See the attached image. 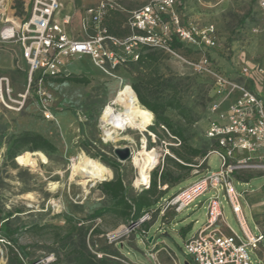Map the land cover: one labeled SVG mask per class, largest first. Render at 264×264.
<instances>
[{
    "label": "rangeland",
    "instance_id": "obj_1",
    "mask_svg": "<svg viewBox=\"0 0 264 264\" xmlns=\"http://www.w3.org/2000/svg\"><path fill=\"white\" fill-rule=\"evenodd\" d=\"M30 1L0 0V28L18 25L29 11ZM100 1L61 0L63 8L71 13L68 14L71 15L69 27L76 35L93 33L91 22L83 26L82 18L86 16L87 8L95 7ZM110 1L120 6L119 17L126 27L128 12L150 0ZM174 9L181 26L213 28L210 33L215 38L213 46L194 44L190 52L180 49L176 51L177 55L168 53V57L158 64L159 72L181 80L183 102L195 119L188 127L193 133L189 143L206 151L210 143L205 129L214 118L208 106L217 96L211 77L199 72L193 63L206 55L217 70L233 78L238 77V69L244 63L257 62L264 67V9L258 0H176ZM85 58L84 61L67 60V75L87 77L88 83L47 82L53 94V119L45 118L33 97H28L19 110L0 105V207L2 214L10 212L13 226L21 227L18 241L25 245L29 254L22 258L14 247L21 258L19 261L8 243L0 238V264H74L62 247L70 242H57L67 231H71L74 243H81L83 237L87 249L97 257H105L106 264H184L187 259L192 262L186 252L185 241L206 221L207 201L215 195L224 217L221 227L227 231V224L243 237L222 185L201 194L179 213L167 210L161 214L156 210L140 225L112 213L89 218L95 208L108 206L111 200L98 189L102 181L91 182L84 188L78 183L81 177L70 179L72 169L79 167L77 154L80 151L102 163L100 154L115 159L119 164L117 168L104 164L113 171L110 179L121 176L129 195H136L146 188L139 190L147 182V177L150 181L152 172L160 170L164 163L179 173V181L167 188L162 197L160 194L154 196L158 200L152 209L162 198L209 172L217 171L220 159L211 152L199 167L192 165L190 170L175 169L172 162L164 160V156L175 158L168 144H178L166 137L159 140L148 130L153 121L146 125L145 130L130 129L118 133L117 139L104 140L98 123L109 97L120 86L128 90L127 87L139 74L147 73V69L126 62L105 72L94 66L88 57ZM26 73L20 44L12 40L0 45V76L9 78L15 94L25 88ZM137 106L148 113L138 102ZM24 130L42 134L55 149L31 152L24 148L17 156L7 157L5 151L11 139ZM116 148H126L130 156L119 159ZM134 153L140 157V165H135ZM201 158L196 157L195 162ZM232 182L235 189L244 194L246 202L243 198L240 202L248 228L253 234H257L259 229L264 233V172L243 169L232 176ZM166 187V183L158 186L161 190ZM94 227L100 231L95 233L92 231ZM183 229H186L184 234ZM258 247L248 251L251 264H260V258L264 264V240Z\"/></svg>",
    "mask_w": 264,
    "mask_h": 264
},
{
    "label": "built area",
    "instance_id": "obj_2",
    "mask_svg": "<svg viewBox=\"0 0 264 264\" xmlns=\"http://www.w3.org/2000/svg\"><path fill=\"white\" fill-rule=\"evenodd\" d=\"M175 3L176 0H150L130 10L125 19L129 32L118 36L108 32L102 18L108 7L120 10V6L101 0L95 7L87 8L82 18L83 26L91 22L93 33L78 37L69 27L71 15H58L61 0H31L27 15L18 25L0 28V45L17 41L27 71L25 88L16 94L9 78L0 76V105L19 110L28 97H33L45 118L53 119V94L47 80L67 76L64 59L88 56L94 66L109 72L118 65L137 60L144 47L177 55L169 45L173 34L186 44L213 46L215 38L210 35L213 28L181 26ZM258 3L264 9V0ZM193 65L211 77L217 96L209 105L214 118L205 130L212 145L194 166L199 167L214 152L220 159L219 169L162 198L156 208L144 212L135 223L140 225L150 219L156 210L161 214L167 210L179 213L201 194L222 185L243 237L227 224V231L221 227L224 217L215 195L207 201L206 221L186 239V252L193 264H251L248 251L259 249L264 233L259 229L253 234L248 228L240 202L241 198L246 200L243 192L235 189L232 176L243 169L264 172V67L258 63L242 65L238 70L242 81H238L217 70L206 55ZM259 262L262 264L261 258Z\"/></svg>",
    "mask_w": 264,
    "mask_h": 264
},
{
    "label": "trees",
    "instance_id": "obj_3",
    "mask_svg": "<svg viewBox=\"0 0 264 264\" xmlns=\"http://www.w3.org/2000/svg\"><path fill=\"white\" fill-rule=\"evenodd\" d=\"M120 11L115 7H108L102 18V23L106 26L109 33L122 36L126 35L129 30L124 26L123 21L119 17ZM170 47L177 50L190 52L194 45L186 44L172 35V40L169 42ZM168 57V53L162 49L144 47L137 60H130V65L147 69V73L139 74L127 88L136 97L137 102L145 108L154 118L153 124L148 126V130L153 132L159 140L166 138L173 139L179 143L177 146L168 144V148L173 153L175 158L168 155L164 156L165 161L172 162V166L177 170H190L192 165H196V157H203L212 141L209 140L210 146L205 151L202 148L192 146L189 139L193 133L188 130V127L195 121L190 108L183 102L182 82L178 78L166 75L159 72L158 64ZM242 81L241 77L235 78ZM72 81L76 83H88V78L69 74L63 77L49 78L48 81ZM210 105V104H209ZM209 108V106H208ZM206 130V129H205ZM206 136V135H205ZM24 148H28L31 152L36 150L53 151L55 146L42 134L24 130L15 135L5 151L9 158L17 156ZM100 159L111 168H117L118 162L105 155L100 154ZM180 179V174L174 169L169 168L167 164H163L162 168L152 172L149 185L143 188L136 195H129L128 187L123 182L120 175L113 179L104 180L98 184V189L109 199L111 204L95 208L89 218L101 217L105 213H112L123 220H128L129 223L137 222L140 216L149 211L153 204L157 202L154 196L160 194L162 197L166 189L176 184ZM167 184L165 189H159L158 186ZM135 194V193H134ZM10 212L2 214L0 207V238L10 246L16 259L21 261V258H26L29 254L25 250V245L18 241L17 234L21 227L13 226L10 219ZM144 223V222H143ZM95 233L99 232V228L92 229ZM186 229L182 230L184 234ZM69 241V245L64 247L66 257L74 264H106L105 257H97L92 254L85 245V240L82 237L81 243H74L71 239V231H67L63 236L59 237L57 242ZM14 247L19 255L15 252Z\"/></svg>",
    "mask_w": 264,
    "mask_h": 264
},
{
    "label": "bare ground",
    "instance_id": "obj_4",
    "mask_svg": "<svg viewBox=\"0 0 264 264\" xmlns=\"http://www.w3.org/2000/svg\"><path fill=\"white\" fill-rule=\"evenodd\" d=\"M109 98L101 111L98 123L102 129L104 140L117 139L116 135L118 133L126 130L130 131V129L145 130L146 125L154 121L151 114L138 108L136 97L131 91L120 86ZM125 138H129V136ZM132 159L135 165H140V157L136 153L133 154ZM77 164L79 167L72 169L70 179L74 180L81 177L78 183L84 188L91 182L110 179L113 175L111 168L84 151L77 154ZM148 178L149 176L147 181Z\"/></svg>",
    "mask_w": 264,
    "mask_h": 264
},
{
    "label": "crops",
    "instance_id": "obj_5",
    "mask_svg": "<svg viewBox=\"0 0 264 264\" xmlns=\"http://www.w3.org/2000/svg\"><path fill=\"white\" fill-rule=\"evenodd\" d=\"M68 14H71L70 12H68V11H66L64 8H63V5H62V7H61V9L59 10V12H58V15H59V17H62L63 15H68ZM76 35V34H75ZM76 36H78V37H82V36H80V35H76ZM20 56H21V46H20ZM86 57H88V56H86ZM21 59L23 60V58H22V56H21ZM74 59H79V60H85L86 58H85V56H82V57H80V58H74ZM67 60H69V59H65L64 60V67L66 68V70H67V68H68V66H69V64H68V61ZM24 62V61H23ZM253 63H257V62H249V63H244V64H249V65H252ZM244 64H242V65H244ZM259 64V63H258ZM241 65V66H242ZM264 65V64H263ZM240 66V67H241ZM240 67H239V69H240ZM238 69V70H239Z\"/></svg>",
    "mask_w": 264,
    "mask_h": 264
},
{
    "label": "water",
    "instance_id": "obj_6",
    "mask_svg": "<svg viewBox=\"0 0 264 264\" xmlns=\"http://www.w3.org/2000/svg\"><path fill=\"white\" fill-rule=\"evenodd\" d=\"M115 153L117 154L118 158L119 159H125V158H128L130 156V153L129 151L126 149V148H116L115 149ZM146 186V183L143 184L139 190L142 188V187H145ZM184 264H189L188 260H184Z\"/></svg>",
    "mask_w": 264,
    "mask_h": 264
}]
</instances>
